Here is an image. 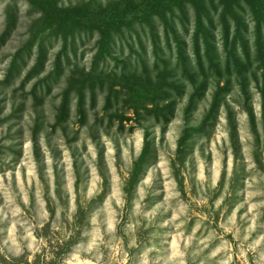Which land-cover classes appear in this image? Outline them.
Here are the masks:
<instances>
[{
	"label": "clouds",
	"instance_id": "clouds-1",
	"mask_svg": "<svg viewBox=\"0 0 264 264\" xmlns=\"http://www.w3.org/2000/svg\"><path fill=\"white\" fill-rule=\"evenodd\" d=\"M51 103L35 139L30 109L22 141H3L21 147L0 155V264H264V151L257 158L238 85L183 156L182 120L137 122L129 110L123 131L120 120L98 124L90 114L53 132ZM229 107L242 152L232 147Z\"/></svg>",
	"mask_w": 264,
	"mask_h": 264
},
{
	"label": "rangeland",
	"instance_id": "rangeland-1",
	"mask_svg": "<svg viewBox=\"0 0 264 264\" xmlns=\"http://www.w3.org/2000/svg\"><path fill=\"white\" fill-rule=\"evenodd\" d=\"M50 1L57 8H65L62 6L63 0ZM145 3L146 0H112L107 8L115 7V4L119 5L120 12L123 11V15L129 18L134 11L132 8L137 6L138 21L137 24L132 26V29H127L123 26L116 34L110 35L108 33L106 35L102 42L108 45L109 56H103L102 60L95 62L96 64L93 62V57L97 53V44L101 43L100 35L95 31L91 32L86 29L72 27L70 30L72 35H66L64 34L65 31L62 30V35H49L37 43L38 46L44 43L45 51L42 57L43 60L41 59L42 68H37L29 76L32 78L26 84H23L24 80L28 78L26 73L33 67L34 60H36V45L32 47L30 56L27 54L23 55L21 61L24 64L22 65L23 70L19 74L16 73L17 80L11 84H6L4 81L9 63L15 55L25 48L24 44L29 38L28 32L31 27L33 28L35 22L40 19L41 10L38 7L31 6L25 0H0V35L7 26L14 23L12 33L8 36L7 41L0 44V72L4 73V78L0 79V131L6 130L7 132L6 135L0 137V155L21 147L20 144L5 145L3 141L13 138L22 141L25 131L23 124L30 109L37 113L35 124L31 128L33 138L35 139L47 126L48 118L45 112V105L49 102L50 97L52 99L51 110L55 114V124L52 125L53 132L56 127H62L67 132L73 123L83 125L88 121L90 114L96 115L98 124L103 123L104 117H107L109 126H111L112 120H120L121 131L124 130L125 123L131 120V117L124 115L129 110L133 112L137 122L153 117L152 115H146L141 109L145 103H147L145 107L152 108L147 101H144L145 96L138 95L134 99L132 97L128 99L126 87L133 88L136 83L146 84L145 79L150 83L151 81L154 82L157 72L162 70V67H165L166 71L170 70L174 75L171 81H174L175 85H179L181 88L180 95L178 92H174L175 94L173 93L172 96L161 98L157 102L160 107L171 103L173 105L172 116H169L170 119L167 122L163 121L165 124L179 119L187 125L185 129L189 127L196 129L205 115L209 113L212 97L217 88L226 86L229 90L228 93L222 96V105L214 116L207 121V126L200 130L199 133H191L192 135L183 145L181 156H183L184 151L191 148L195 137L200 134H207L208 130L215 128L220 114L224 111L222 106H226L228 95L238 85V90L242 95L243 107L248 114L251 111L254 116L253 120H249L248 116L246 130L253 137V147L257 158H259L262 151H264V69L256 71L251 68L242 76H237L235 73L231 75L223 74L219 78L214 76L215 71L221 69L225 57L222 27L219 24L218 13L216 12L217 1L210 5L206 4L205 10L207 14L203 20L207 31L212 37L209 44L212 49L211 52L215 56L214 62L217 67L210 66L209 68L210 62L205 57V49L202 44L203 38H200V46H198L200 60L208 75L206 80L199 74L200 70L197 67L196 60L198 58L196 59L194 48L197 26L194 9L184 5L181 11L174 10L173 15L167 13L165 16L166 22L170 19L168 22L169 30L167 31L164 27L166 26L165 22L162 20H158L153 16L149 18L150 21L146 18L147 8L143 6ZM80 4H83L84 8L90 13H97L106 9L98 8L97 0H78L75 5L65 9ZM238 15L242 17L243 24L248 29L243 37L245 40L249 39L250 44H253L255 37L253 30L256 22L246 8L244 12L239 10ZM8 16L10 20L7 19ZM132 19L135 20L136 17L133 15ZM209 20L210 23H208ZM39 24L40 21L36 23L35 27ZM175 39L178 40V43ZM168 42L170 43V49L167 48ZM179 50L184 56L181 64L176 61ZM56 62H59V68L55 67ZM85 67L88 68L87 71H85ZM122 69H125L126 76L131 73L135 78L133 79L131 75L130 80H126L125 76V80L117 81L114 88H112L113 96H109L110 83L107 80L104 81L102 88L95 87V100L91 101V94L85 91V98L83 99L85 118H82L78 112L76 92H73L67 99L61 96L67 88L74 71H80V73L89 76L93 75L95 71L106 73L110 71L116 75L115 77L120 78ZM190 74L195 75V86L200 85L198 89L202 91L201 95L195 98H193L195 86L190 83L188 77ZM250 84H254V86H250ZM140 88H142L141 85ZM32 91L36 92L39 100H34L31 95ZM257 93H259L258 96ZM107 99L109 103L106 110ZM56 100H59L58 104L54 103ZM37 102H40V104H37ZM62 104H67L68 114L67 116L62 115V122L58 123L56 114ZM256 104L260 106L259 116L254 108ZM136 107L137 115L135 112ZM97 109L100 111L97 112ZM121 117L122 119H120ZM227 118L231 127L233 150L242 152L243 132L235 112L230 107L227 111ZM160 120L158 119V121ZM13 128L16 129L15 133L12 132ZM148 159H152L150 150Z\"/></svg>",
	"mask_w": 264,
	"mask_h": 264
},
{
	"label": "trees",
	"instance_id": "trees-1",
	"mask_svg": "<svg viewBox=\"0 0 264 264\" xmlns=\"http://www.w3.org/2000/svg\"><path fill=\"white\" fill-rule=\"evenodd\" d=\"M31 6L38 7L41 10L40 19L37 20L33 26L29 30L28 40L24 44L25 48L15 55L9 63V66L6 70L5 75V83L11 84L16 78V73H20L23 70L21 63L23 55L27 54L30 56L32 47L36 45V52L33 67L26 73L28 78L24 80L23 84H26L32 77H29L37 68H42L41 59L43 60V53L45 51L44 43L40 46L37 45L40 40L46 38L49 35H62V30L65 31L64 34L72 35L70 30L72 27L86 29L87 31H95L100 35L101 43L97 44L98 49L97 53L93 57V62H98L103 59V56H109L108 45L102 42L108 33L116 34L123 26L127 29H132V26L137 24L138 21V13L137 6L133 7L134 11L131 13V17H126L123 15V11L120 12L119 5L115 4V7L106 8L97 13L88 12L83 4L77 5L75 7L65 9V8H57L55 4H53L50 0H25ZM217 1L216 12L218 13L219 24L222 27V42L224 47V62L222 63L221 69L215 71L214 76L217 78L221 77L223 74L231 75L236 74L237 76L245 75L249 69L263 70L264 69V0H146V3L143 5L147 8L146 18L149 20L151 16L156 19H160L166 26H164L167 31L169 30L168 22L170 19H166L167 13L172 14L173 11H181L184 5H188L193 8L196 12V32H195V41L194 48L196 54L197 67L200 70V73L203 76V79L206 80L208 75L206 70L203 68L202 61L200 60V55L198 54L200 46V38H203V46L205 49V57L207 61H209V68L213 66L217 67L215 64V56L211 52V46L209 44L210 39L212 38L210 33L207 31L205 24L203 21L206 17V4H212ZM243 5V6H242ZM242 6V7H241ZM248 9L251 17L254 19L255 26L253 33L255 35L253 44H250L249 39L245 40L243 37L247 32V26L243 24L242 17L238 15V11L244 9ZM220 9V10H219ZM135 16L136 19H132V16ZM173 15V14H172ZM10 20V17H7ZM40 21V24L36 25V23ZM150 21V20H149ZM9 23V22H8ZM210 23V20L208 21ZM14 27V23L7 26L4 32L0 35V44L7 41L8 36L12 33V29ZM233 30V31H232ZM60 35V36H61ZM178 43V40L175 39ZM45 42V41H44ZM167 48L170 49V43H167ZM157 50V49H156ZM181 50L178 51V55L176 57V61L181 64L184 60L183 54H181ZM62 54V53H61ZM118 62V61H117ZM119 63V62H118ZM96 64V63H95ZM59 62H56L55 67L59 68ZM125 68V65H124ZM39 69V70H40ZM264 71V70H263ZM131 73L126 76L125 69H122V73L120 74V78L115 77L116 75L113 72H97L95 71L93 75H84L80 73V71H74L70 81L68 82L67 88L63 91L62 97L67 99L70 97L73 92L77 96V104H78V112L82 118H85V112L83 109V99L85 91H88L91 94V101L95 100V87L98 86L102 88L103 83L107 80L110 83L109 96H113L112 88L116 85L117 81L123 80L126 76V80L131 77ZM195 75H188L190 83L195 86L196 80ZM134 79L135 76L132 75ZM174 78L172 72L166 71L165 67H162V70L158 71L155 76V81L151 83L145 79L146 84L136 83L133 88H129L127 86V95L128 99L132 97L134 99L138 95H144V101H147L148 104L152 106V108L145 107L147 103L143 104L142 111L150 116L152 115L157 120L161 119L164 122H167L172 116V103L165 104V106L160 107L157 102L160 101L161 98H168L173 95L174 92H178L180 95L181 88L180 86H176L174 81L171 79ZM125 80V79H124ZM219 80V79H218ZM141 82V81H139ZM219 82V81H218ZM97 84V85H96ZM142 88H140V85ZM200 86V85H199ZM199 86H195V92L193 94V98L196 96H200L202 91L198 89ZM129 88V89H128ZM245 88V87H243ZM201 91V92H200ZM228 88L225 86L218 87L217 91L213 94L212 103L210 106V111L201 120L196 129L187 128L184 131V136L181 141L182 145H184L187 139L192 135L191 133H199L200 130L207 126V121L210 120L211 117L217 112L218 108L222 105V96L225 93H228ZM175 94V93H174ZM31 95L34 100H39L35 91H32ZM108 98V97H107ZM109 100H106L105 109L107 110V104ZM37 104H40V102ZM191 104V102H190ZM67 104H62L59 110H57L56 121L58 123L62 122V115L68 114V109L66 108ZM82 108V109H81ZM136 115L137 107L135 108ZM249 120H253L254 116L251 111H249ZM122 119V117L120 118ZM149 148H145V157L149 158ZM143 160H141V164H143ZM139 166L137 171H139Z\"/></svg>",
	"mask_w": 264,
	"mask_h": 264
}]
</instances>
